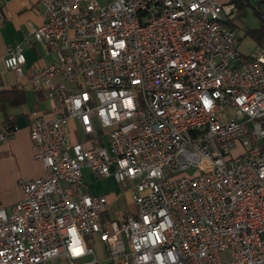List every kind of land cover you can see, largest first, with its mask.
<instances>
[{"label": "built area", "instance_id": "1", "mask_svg": "<svg viewBox=\"0 0 264 264\" xmlns=\"http://www.w3.org/2000/svg\"><path fill=\"white\" fill-rule=\"evenodd\" d=\"M37 1L23 41L54 58L22 88L49 101L28 124L43 174L0 206V264H99L95 235L111 264H264V38L240 52L234 1ZM25 61L8 46L5 67L22 77ZM84 167L134 210L105 218Z\"/></svg>", "mask_w": 264, "mask_h": 264}, {"label": "crops", "instance_id": "2", "mask_svg": "<svg viewBox=\"0 0 264 264\" xmlns=\"http://www.w3.org/2000/svg\"><path fill=\"white\" fill-rule=\"evenodd\" d=\"M5 2L9 17L0 26V129L6 125L14 128L8 140L0 142V206L8 210L20 196V190L16 183L17 178H35L43 174L41 163L35 160L32 155L28 124L31 112L47 110L49 101L41 93L23 89L22 85L27 82L35 69L49 63L54 58V54L43 42L26 43L23 41L29 32V23L39 24L42 22V9L38 1L5 0ZM255 10L259 16L264 15V0H256ZM18 42L22 43L26 58L22 77H18L15 72L3 64V57L8 46ZM94 177L96 178L89 168H82L83 183L87 190L92 194L107 196L108 210L105 218L115 219L121 214L134 210V204L127 191L128 209L122 213H114L111 205L116 200H122L124 195L119 190L105 188L106 186L103 184H95ZM99 179L103 182L112 181L114 184H118L113 176L99 177ZM90 184H93L91 190H89ZM95 236L101 242L100 247L95 251L99 264H111L106 259L104 243L97 235ZM93 238L94 236L89 240L92 246L95 245L96 239ZM49 264H54V262H49Z\"/></svg>", "mask_w": 264, "mask_h": 264}, {"label": "rangeland", "instance_id": "3", "mask_svg": "<svg viewBox=\"0 0 264 264\" xmlns=\"http://www.w3.org/2000/svg\"><path fill=\"white\" fill-rule=\"evenodd\" d=\"M255 5H256V0H249V4L246 5L245 7V13L243 17H241L240 19L242 26L250 28V27H256L260 23V18L259 15L256 13ZM237 33L238 36L240 37V39L238 40L239 50L245 55L255 56L260 51V45H257V43L249 35H245L243 28L238 29ZM228 116L229 113H227V117ZM259 120H263V118H259ZM190 173H192V171H190ZM93 180L95 181L94 182L95 184H103V186H106L105 188L119 190L125 196V197L123 196L122 200H118V201L116 200V202H113V204L111 205V208L114 213L115 212L122 213L128 209L129 200H128L127 189L121 183L114 184V182L112 181L103 182L102 180L99 179V177L96 178L94 177ZM92 185L93 184H90L89 190L93 189ZM94 238L96 239L94 241L95 245L93 246V248L95 249L94 251H96L97 248L100 247L99 244H101V242H99L96 236H94ZM86 240L89 242L90 237H87ZM89 258L90 256L85 257V259H89Z\"/></svg>", "mask_w": 264, "mask_h": 264}, {"label": "trees", "instance_id": "4", "mask_svg": "<svg viewBox=\"0 0 264 264\" xmlns=\"http://www.w3.org/2000/svg\"><path fill=\"white\" fill-rule=\"evenodd\" d=\"M233 1L235 3L236 10H235V14L233 15V17H231L230 19L226 21L227 25L230 28L234 29L236 32L238 31V29L243 28L245 35H249L257 43V45H261V42L264 38V15L259 16L260 23L256 27L248 28V27L242 26L240 19L241 17H243L245 13V7L246 5L249 4V2L248 0H233ZM260 1H263V0H260ZM256 13L258 14L257 11ZM238 39H240V37ZM104 216H106V214Z\"/></svg>", "mask_w": 264, "mask_h": 264}]
</instances>
